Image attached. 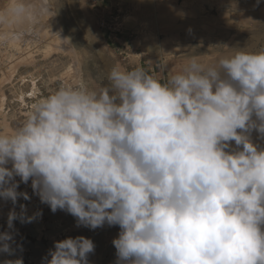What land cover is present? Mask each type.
Instances as JSON below:
<instances>
[{
	"label": "clouds",
	"instance_id": "1",
	"mask_svg": "<svg viewBox=\"0 0 264 264\" xmlns=\"http://www.w3.org/2000/svg\"><path fill=\"white\" fill-rule=\"evenodd\" d=\"M58 6L0 0V43L46 20L71 46L49 26ZM230 52L207 67L192 56L166 82L116 64L106 86L63 84L0 130V201L12 205L0 253L23 250L15 221L42 217L18 205L30 181L76 227L118 226L114 264H264V149L251 139H264V48ZM95 248L84 236L54 241L42 264H90Z\"/></svg>",
	"mask_w": 264,
	"mask_h": 264
},
{
	"label": "rangeland",
	"instance_id": "2",
	"mask_svg": "<svg viewBox=\"0 0 264 264\" xmlns=\"http://www.w3.org/2000/svg\"><path fill=\"white\" fill-rule=\"evenodd\" d=\"M43 24L27 31L26 40L0 43V130L17 127L33 103L63 84L85 83L97 90L106 86V74L116 64L129 70L143 67L166 82L192 56H200L199 62L207 67L220 55H230V49L264 48V0H59L58 14L49 26L53 34L61 31L62 40L70 38L73 48L59 42ZM221 45L228 49L216 48ZM251 139L264 149L258 133L253 131ZM230 146L237 147L234 141ZM18 190L30 197L18 205L25 204L29 216L42 211V217L32 223L14 222L15 239L23 250L14 256L0 253V264L20 256L24 264H42L54 241L77 236L90 238L96 245L90 264H114L112 241L118 226L78 228L71 215L60 210L52 213L41 204L30 181ZM11 208V202L0 201V232L6 229Z\"/></svg>",
	"mask_w": 264,
	"mask_h": 264
},
{
	"label": "bare ground",
	"instance_id": "3",
	"mask_svg": "<svg viewBox=\"0 0 264 264\" xmlns=\"http://www.w3.org/2000/svg\"><path fill=\"white\" fill-rule=\"evenodd\" d=\"M56 16H57V15H56ZM53 19H54V18H53ZM57 19H58V18H57ZM57 19H56V20H57ZM53 24L55 25V23H53ZM43 25H45V24H43ZM39 27H40V26H39ZM50 27H51V26H50ZM55 27H56V26H55ZM55 27H54V28H55ZM51 28H52V27H51ZM47 29H48V28H47ZM60 29H61V28H60ZM35 30H37L36 27H35ZM38 30H40V29L38 28ZM45 30H46V29H45ZM48 30H49V29H48ZM30 31H31V30H30ZM33 31H34V28H33ZM46 31H47V30H46ZM59 31H60V30H59ZM59 31H58V32H59ZM52 32H53V31H52ZM54 32H55V31H54ZM56 32H57V31H56ZM60 32H61V31H60ZM60 32H59V33H60ZM45 33H46V32H45ZM36 34H37V33H36ZM55 34H56V33H55ZM62 34H63V32H62ZM28 35H30L29 32H28ZM31 35H32V34H31ZM31 35H30V36H31ZM42 36H43V35H42ZM24 37H26V36H24ZM24 37H23V40H26V39H24ZM26 38H27V37H26ZM32 38H33V37H32ZM52 38H53V37H52ZM56 38H57V36H56ZM56 38H55V39H56ZM63 38H64V37H63ZM36 39H37V38H36ZM49 39H50V38H49ZM49 39H48V40H49ZM53 39H54V38H53ZM23 40H22V41H23ZM30 40H32V39H30ZM30 40H29V41H30ZM58 40H59V42H60V39H58ZM58 40H57V41H58ZM50 41H52V40H50ZM19 42H20V41H19ZM52 42H53V41H52ZM15 43H16V42H15ZM15 43H14V44H15ZM49 43H50V42H49ZM54 43H55V42H54ZM23 44H24V43H23ZM28 44H29V43H28ZM51 44H52V43H51ZM57 44H58V43H57ZM57 44H56V45H57ZM62 44H63V43H62ZM6 45H7V44H6ZM12 45H13V42H12ZM19 45H20V44H19ZM29 45H30V44H29ZM0 46H1V45H0ZM8 46H10V45H8ZM20 46H21V45H20ZM27 46H28V45H27ZM49 46H51V45H49ZM10 47H11V46H10ZM22 47H23V45H22ZM22 47H20V48L17 49V50H21ZM29 47H30V46H29ZM27 49H28V48H27ZM29 49H30V48H29ZM50 49H51V48H50ZM14 50H16V47H15ZM255 50H256V49H255ZM10 51H12V50H10ZM3 53H4V52H3ZM26 53H27V52H26ZM1 55H2V54H1ZM5 55H6V54H5ZM3 57H4V56H3ZM28 58H29V57H28ZM26 59H27V58H26ZM20 60H21V59H20ZM21 62H22V61H21ZM19 63H20V62H19ZM3 99H4V98H3ZM263 147H264V146H263ZM263 147H262V148H263Z\"/></svg>",
	"mask_w": 264,
	"mask_h": 264
}]
</instances>
